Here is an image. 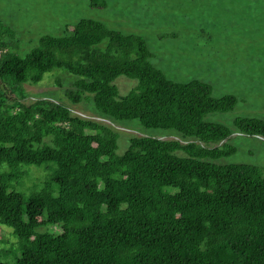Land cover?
Segmentation results:
<instances>
[{
	"label": "trees",
	"instance_id": "16d2710c",
	"mask_svg": "<svg viewBox=\"0 0 264 264\" xmlns=\"http://www.w3.org/2000/svg\"><path fill=\"white\" fill-rule=\"evenodd\" d=\"M149 58L142 38L91 19L41 36L25 56L0 44V79L20 100L23 84L63 69L77 77L65 93L73 104L91 99L103 118L192 139L133 137L117 155L111 126L50 100L10 102L0 88V231L11 227L20 240L13 264H264V168L208 161L235 149L230 129L204 116L231 110L235 97L173 82ZM120 75L138 81L124 96L112 85ZM233 125L264 137L261 119ZM47 162L55 169L39 191L11 189L20 165Z\"/></svg>",
	"mask_w": 264,
	"mask_h": 264
},
{
	"label": "rangeland",
	"instance_id": "374dc122",
	"mask_svg": "<svg viewBox=\"0 0 264 264\" xmlns=\"http://www.w3.org/2000/svg\"><path fill=\"white\" fill-rule=\"evenodd\" d=\"M81 19L96 20L108 29L142 38L150 53L149 62L169 80H199L210 85L215 98L234 96L236 103L231 110L210 112L204 121L229 128L231 135L226 142L235 151L208 161L264 168V137L244 135L233 125L238 117L264 121V0H0V44L25 56L38 46L41 36H62L66 25ZM105 45L103 41L99 47ZM75 79L66 70L54 69L37 84H23L26 97L21 100L7 80L0 79V88L10 102L50 100L65 105L75 115L111 126L117 136V155L127 149L133 137L182 144L192 141L175 130L146 128L136 119L103 118L91 99L73 104L65 93ZM112 85L124 96L138 81L120 75ZM4 167L2 164L0 170ZM54 169L50 162L22 164L10 187L27 198L49 182ZM50 229L45 226L37 231ZM19 241L11 227L1 225L0 262L15 263L20 256Z\"/></svg>",
	"mask_w": 264,
	"mask_h": 264
}]
</instances>
